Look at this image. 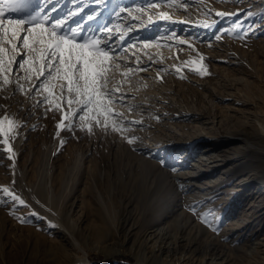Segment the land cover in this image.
Instances as JSON below:
<instances>
[{
  "label": "rangeland",
  "instance_id": "rangeland-1",
  "mask_svg": "<svg viewBox=\"0 0 264 264\" xmlns=\"http://www.w3.org/2000/svg\"><path fill=\"white\" fill-rule=\"evenodd\" d=\"M173 2L179 7L168 0L159 8L148 0H58L46 8L55 7L58 18L83 9L65 31L78 27L91 37L101 36L103 25L113 29L109 43L121 55L112 61L108 87L127 97L113 111L143 123L126 133L94 127L89 135L77 119L74 134L61 132L66 143L53 155L61 113L45 115L47 105L33 107L42 96L29 98L14 83L0 88V117L24 125L12 141L14 167L0 143V187H12L27 203L0 201V264H139L144 251L150 264H158L155 257L197 264L205 253L220 264H264V132L252 129L264 113V0ZM29 3L35 8L43 0ZM141 7V21L125 29L131 17L117 12L138 16ZM94 11L99 15L89 21ZM241 21L245 39L231 31ZM200 65L203 76L193 70ZM129 67L134 71L125 77ZM125 136L137 138L134 145ZM191 205L211 210L219 231L202 224ZM72 221L80 226L75 248L62 233ZM66 249L69 261L61 257Z\"/></svg>",
  "mask_w": 264,
  "mask_h": 264
},
{
  "label": "snow or ice",
  "instance_id": "snow-or-ice-1",
  "mask_svg": "<svg viewBox=\"0 0 264 264\" xmlns=\"http://www.w3.org/2000/svg\"><path fill=\"white\" fill-rule=\"evenodd\" d=\"M58 2V0H43L35 8L30 7L29 0H0V88L6 90L9 84L15 85L14 91L23 95L32 97L33 94L42 96L37 100L33 107L47 105L45 115L49 111L60 112V119L55 123L56 135L59 140V146L53 155L62 150L66 140L61 138V132L67 131L74 134L79 120V130H87L89 135L94 134V127L101 128L106 134L111 132L126 133L130 127L142 126L141 120L128 121L123 118L122 113L114 112L113 105H123L127 98L126 94L119 93L118 88L110 89L108 82L110 72L112 71V61L120 57L121 53L116 48L111 47L110 41L113 38L114 31L107 25L101 26V36H84L78 27H72L65 31L66 25L73 17L80 16L83 9L70 12L66 17H54L53 13L57 11L55 7L46 12V8ZM97 5H105L106 0H94ZM164 0H148L149 8H159ZM185 7L188 6V0H183ZM169 7H179L173 0H168ZM31 9V10H30ZM128 12L131 20L124 25L125 29L131 30L129 24L141 21L145 9L143 7L135 9L140 15L133 16L132 10L121 8L117 16ZM211 11V9H209ZM13 13H24L23 16L13 17ZM99 13L93 12L88 16L92 21L97 18ZM159 18L170 20L167 12H160ZM241 15L240 11L235 13H225L216 11L215 16H236ZM250 16L251 13H248ZM127 20L128 17H125ZM153 23L149 15L148 24ZM240 23L233 24V31L240 39L246 38L239 34ZM147 25H145L146 27ZM204 27H211V24L204 23ZM115 27V26H114ZM126 34V33H125ZM217 40L222 36H217ZM119 40H124V35L119 36ZM145 47H148L145 44ZM202 59V57H201ZM139 63V61H138ZM120 67V65H117ZM23 75H19V71ZM146 71L147 69H140ZM200 75L206 74L203 65L193 69ZM134 70L129 67L125 77ZM160 70H158L159 73ZM180 72V68L175 69ZM157 79L162 77L159 75ZM30 87H25V83ZM67 103V111L62 105ZM132 106H129L131 111ZM159 119V117H154ZM23 122L4 115L0 117V143L4 145V151L8 154L7 159L15 165V152L12 141L18 135V129L23 127ZM126 143L134 145L135 137H124ZM163 163V162H161ZM15 185V181H12ZM10 200L13 205L27 207L26 201L10 186L0 187V201ZM39 203V201H37ZM193 215H196L200 222L212 231L218 232L219 229L213 226V217L211 210L200 213L195 205L188 209ZM35 215V213H32ZM21 222H25L21 218Z\"/></svg>",
  "mask_w": 264,
  "mask_h": 264
},
{
  "label": "bare ground",
  "instance_id": "bare-ground-1",
  "mask_svg": "<svg viewBox=\"0 0 264 264\" xmlns=\"http://www.w3.org/2000/svg\"><path fill=\"white\" fill-rule=\"evenodd\" d=\"M255 29V27H251V29L249 30V31H252V30H254ZM255 35V34H254ZM253 35V36H254ZM260 43H263V41L262 40H260L259 41ZM258 97H261L260 99H262V101H263V107H264V98H263V96L262 95H258ZM262 117H264V113H263V115L262 116H260V118H257L256 119V125L255 126H253V130L254 131H256V132H259V133H261V132H264V120L262 119ZM181 177V176H180ZM186 177V176H185ZM239 189V188H238ZM48 195V194H47ZM46 195V196H47ZM50 195H48L47 197H46V199H48V201L50 200V197H49ZM47 201V202H48ZM107 213V212H106ZM110 214V213H109ZM108 216V221L107 222H109L110 223V225L112 226V227H116L117 226V222L115 223V219L113 218V217H109V216H111V215H107ZM107 220V219H106ZM117 221V220H116ZM78 223V222H77ZM77 223H75V222H71L70 224H71V229L70 230H64L63 229V231H62V233H63V236L66 238V241L68 242V244H69V246H75V247H77L78 245H77V242H76V236H77V234H78V232L80 231V226H79V224H77ZM163 229V228H162ZM161 231V230H160ZM156 232V231H155ZM105 233H107V231L105 232ZM74 247V248H75ZM117 252H120L121 250H119V249H117L116 250ZM68 251H67V249L64 251V253H62L61 254V257H62V259H63V261H69L70 260V256L68 255V256H66V253H67ZM141 253V252H140ZM208 253H205L204 255H203V257H202V260L201 261H199L197 264H220V263H218L217 262V260H218V258L219 257H216V256H214V257H211L210 259H208V261L206 260V255H207ZM202 256V255H201ZM197 258V257H196ZM84 260H85V258H83ZM150 259H152V258H149L148 256H147V254L145 253V251L144 252H142L141 253V255H140V257H138V260H139V264H150L149 262H150ZM158 261V264H170V263H168V262H164L163 260H160L159 259V257H155V259H154V261H155V263ZM193 264H195V263H193Z\"/></svg>",
  "mask_w": 264,
  "mask_h": 264
}]
</instances>
